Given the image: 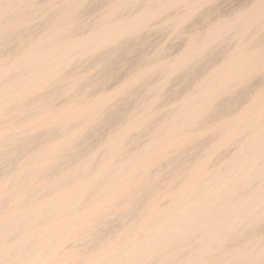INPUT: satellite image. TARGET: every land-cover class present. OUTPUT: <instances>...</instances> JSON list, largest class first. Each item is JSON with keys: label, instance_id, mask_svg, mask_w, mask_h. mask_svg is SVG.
<instances>
[{"label": "rangeland", "instance_id": "rangeland-1", "mask_svg": "<svg viewBox=\"0 0 264 264\" xmlns=\"http://www.w3.org/2000/svg\"><path fill=\"white\" fill-rule=\"evenodd\" d=\"M263 177L264 0H0V264H264Z\"/></svg>", "mask_w": 264, "mask_h": 264}, {"label": "bare ground", "instance_id": "bare-ground-1", "mask_svg": "<svg viewBox=\"0 0 264 264\" xmlns=\"http://www.w3.org/2000/svg\"><path fill=\"white\" fill-rule=\"evenodd\" d=\"M172 15V14H171ZM167 17V16H166ZM196 21V20H195ZM148 64V63H147ZM28 117V116H27ZM21 121V120H20ZM47 132V131H46ZM187 152V151H186ZM184 161V160H183ZM79 174V173H78ZM218 178V177H217ZM264 178V177H263ZM11 184H13V183H11ZM197 186V185H196ZM217 189V188H216ZM216 191V190H215ZM211 193V192H210ZM214 193V192H213ZM206 196V195H205ZM147 197V196H146ZM184 200V199H183ZM7 202V201H6ZM5 202V203H6ZM203 202V201H202ZM165 204V203H164ZM2 208H4V206L2 207ZM181 208V207H180ZM186 213V212H185ZM121 225V224H120ZM102 229V228H101ZM153 229V228H152ZM233 231V230H232ZM105 233V232H104ZM155 233V232H154ZM86 235V234H85ZM114 236V235H113ZM136 237V236H135ZM100 240V239H99ZM84 241V240H83ZM82 242V241H81ZM88 249V248H87ZM88 250H90V249H88ZM135 250V249H134ZM120 251V250H119ZM149 257V256H148ZM109 261V260H108ZM82 263V262H81ZM80 263V264H81ZM27 264H28V262H27ZM106 264V263H105Z\"/></svg>", "mask_w": 264, "mask_h": 264}]
</instances>
